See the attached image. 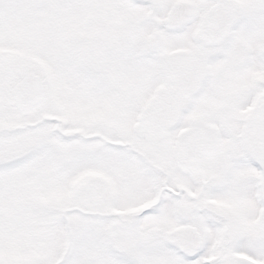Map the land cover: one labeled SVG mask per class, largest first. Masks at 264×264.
Segmentation results:
<instances>
[{
  "label": "snow or ice",
  "instance_id": "snow-or-ice-1",
  "mask_svg": "<svg viewBox=\"0 0 264 264\" xmlns=\"http://www.w3.org/2000/svg\"><path fill=\"white\" fill-rule=\"evenodd\" d=\"M0 264H264V0H0Z\"/></svg>",
  "mask_w": 264,
  "mask_h": 264
}]
</instances>
